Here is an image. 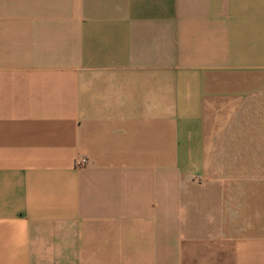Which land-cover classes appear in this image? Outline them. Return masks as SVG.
Segmentation results:
<instances>
[{
    "label": "crops",
    "instance_id": "1",
    "mask_svg": "<svg viewBox=\"0 0 264 264\" xmlns=\"http://www.w3.org/2000/svg\"><path fill=\"white\" fill-rule=\"evenodd\" d=\"M0 264H264V0H0Z\"/></svg>",
    "mask_w": 264,
    "mask_h": 264
},
{
    "label": "built area",
    "instance_id": "2",
    "mask_svg": "<svg viewBox=\"0 0 264 264\" xmlns=\"http://www.w3.org/2000/svg\"><path fill=\"white\" fill-rule=\"evenodd\" d=\"M88 162V158L84 155H79L75 159V164L76 165H84Z\"/></svg>",
    "mask_w": 264,
    "mask_h": 264
}]
</instances>
